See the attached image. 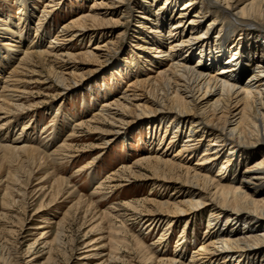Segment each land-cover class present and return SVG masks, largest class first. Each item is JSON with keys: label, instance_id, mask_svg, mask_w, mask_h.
<instances>
[{"label": "bare ground", "instance_id": "6f19581e", "mask_svg": "<svg viewBox=\"0 0 264 264\" xmlns=\"http://www.w3.org/2000/svg\"><path fill=\"white\" fill-rule=\"evenodd\" d=\"M14 1L22 14L19 21L14 22L10 16L5 23L0 20V34L7 37L0 44V59L5 62V68L0 69L3 199L14 195L23 197L30 180L37 178L52 183L54 197L66 196L75 201L73 208L85 215L93 214L94 204L84 202L66 179L57 176L54 167L84 152L105 149L123 132L125 137L127 132H137L145 126L149 138L163 133V141L167 140L165 149L177 148L174 155L169 158L163 152L161 156L141 157L112 174L105 181L108 186L101 184L97 194L109 196L114 190L138 180L152 181L158 187H173L182 195L181 200L170 195L163 201L145 199L116 204L102 215L110 223L140 218L152 222V226L168 222L170 228L178 220L184 219L188 224L190 218L207 211L205 235L208 238L189 254L187 264H264V0H251L243 6L238 0H166V5L158 9L161 30L154 33L159 34L155 38L167 37L169 51L158 49L154 56H148L151 44L145 42L146 38L138 40L134 51H130L135 66L136 62L140 66V62L149 58L146 63L151 66L167 63L163 66L165 69L161 68L153 76L135 78L119 97L99 107L85 122L75 124L64 142L51 153L26 144V131L20 129L21 133L17 134L16 124L14 127L10 124L17 117L24 120L26 115L45 110L54 101L82 91L85 85L95 82L96 74L104 68L114 73H128V65L120 59V53L131 18L130 0H94L86 12L54 32L48 44L43 41L45 46L27 48L21 45V35H30L33 17H37V41L44 40L48 36L45 27L51 9L56 10L57 4L55 0H48L43 10L35 13L34 9L28 11L31 0ZM181 2L182 7L177 9L171 24L165 14ZM206 7L219 10L227 21L220 22V17ZM208 14L211 21L203 28ZM141 19L146 24L153 22L145 15ZM258 21L261 23L257 24ZM218 24V35L213 36ZM133 27L141 26L138 23ZM166 27L168 31L164 34L162 28ZM254 27L259 30L254 31ZM237 29L241 31L238 34ZM144 32L148 37V32ZM196 32L200 36L196 37ZM85 36L90 42L106 40L78 53L66 49ZM194 58L195 64L191 65ZM48 61L52 63L50 67ZM13 63L16 65L11 69ZM105 75L106 72H101L99 78ZM50 114L53 119L57 118L55 112ZM84 137L97 138L98 144L77 149L73 139ZM11 138L24 145L6 144ZM213 169L218 171L215 178L210 175ZM112 226L116 231L121 228V224L119 228ZM184 233L185 230L180 239ZM120 234L110 236L115 253L108 255V264H119L120 246L130 245V240ZM165 238L163 234L156 244L162 245ZM136 246L147 254L149 264L152 261L183 264L181 258H154L149 248ZM18 260L15 263H20ZM0 264H12V260L0 257Z\"/></svg>", "mask_w": 264, "mask_h": 264}, {"label": "rangeland", "instance_id": "374dc122", "mask_svg": "<svg viewBox=\"0 0 264 264\" xmlns=\"http://www.w3.org/2000/svg\"><path fill=\"white\" fill-rule=\"evenodd\" d=\"M46 1L48 0H31L28 11L31 12L34 9L35 13H40L39 11L43 10ZM55 1L57 9H54V11L51 9L52 13L45 27L48 30H46L48 36L43 37L44 40L41 39L42 43H39L41 40L37 41L36 31H38V28L36 27L37 17L35 16L29 26L31 29L30 35L22 37L23 34L21 32V45H24L23 48L39 44L45 46L55 35L54 32L57 33L65 23L74 20V18L86 12L92 5V2H94V0ZM238 1L239 5L243 6L251 0ZM128 3L131 18L126 26V36L122 38V51L120 53V59L124 60V62L126 61L128 65V73L122 71L114 73V71L105 70L110 68H104L100 71V73L106 72L104 78H99L100 73H97V76L95 74L92 75V77L96 76L95 82H92L88 86L85 85L82 91L67 95L64 97L65 99L54 101L45 110H36L37 112L35 111V113L32 112L26 115L24 120H21V117L15 118L10 125L13 124L12 126L14 127L16 124L19 131L17 134H20L21 130L26 131L28 135V138L25 137L26 144H31L41 151H45V153H51L64 142L75 124L85 122L97 112L99 107L119 97L126 86L133 82L135 78L142 77L143 75L153 76L161 68L165 69L163 66L167 63H154L151 66L146 63L149 61V58H145V62H140V66L136 62V66H138L136 67L135 61L131 57V52L134 51L133 48L138 43V40L143 38H146L147 41L145 40V42L151 44L148 56H154L158 49H162L164 52L169 51L167 37H162V39L155 38L156 35L154 33L161 30L160 26H162V22L160 23L159 19L161 12L158 9L160 6L166 5V0H130ZM180 5H182V2L175 7V10L163 11H167L165 17L172 21L171 24L176 19L177 9L182 7ZM18 6L14 0H0V20H3L5 23L6 18L10 16L12 20L14 19V22H18L19 17L22 16ZM51 10L48 9V11ZM206 10H210V13L213 11V13L219 16L220 22H225L228 19L219 10L216 12L217 9L206 7ZM28 11L27 13H29ZM121 14L119 12L118 17H121ZM142 15L148 16L154 23L146 24L141 19ZM192 15L188 17L189 20L192 18ZM209 15H207L203 28L211 21ZM138 23L141 26L140 28L133 27ZM259 23L261 22L258 21L257 24ZM218 26L220 24L213 31V36L218 35L217 31L220 28ZM255 30L259 29L254 27ZM144 31L149 33H147L148 37ZM162 31L166 34L168 27L162 28ZM239 32H241L240 29H237L235 33L238 34ZM194 35L196 37L200 36L197 32ZM6 40L7 37H3L0 34V44L3 45ZM104 40L106 39L101 38L90 42V39L85 36L72 42L66 49L70 52L78 53L82 52V49L87 46H96L103 43ZM195 61L194 58L191 61V65H194ZM0 63V69H4L5 62L2 63L0 59ZM15 65L16 63H13L11 69ZM48 65L50 67L52 63L48 61ZM122 69L124 68L122 67ZM33 91L36 92L34 89ZM51 111L57 114V118L53 119V116L50 114ZM146 128L144 126L138 129L137 132L136 130L127 132L128 134L126 133L125 137L124 135L122 136L123 132L117 136L118 138L113 139L105 149L93 150L89 153L84 152L80 156L62 162L59 164L60 166L56 165L54 167L57 176L66 179L77 194L83 197L84 202L94 204L96 211L92 212L93 214L85 215L84 212L76 210L73 208L75 201L67 199L66 196L54 197L50 181L42 182L40 179L34 178L28 183L23 197L14 195L7 199H3L4 190L0 186V257H9L12 260V264H108V255L110 256L111 252L115 253L109 241L110 236L114 235V233L120 234L123 232L122 235L130 240V245L120 246L121 252L118 254L120 258L119 264H149L147 254L136 245L149 248L154 258L165 257L176 260L181 258V262L187 264L190 257L189 254L197 250L206 242L205 239L208 238L205 235L207 232V218L209 216L207 211L198 214L194 218H190L187 222L188 224H186L184 219L178 220L170 228L168 222L152 226V222L140 218L136 220L126 219L121 223L119 222L120 220L116 222L112 220L113 222L110 223L102 215L105 210L112 206L114 207L116 204L141 202L145 199L163 201L170 198V195L172 199L177 198L181 200L180 192L174 191L173 187H158L152 181L142 182L137 180L128 187L114 190L109 196L107 195L109 198L97 194V189L101 184H105V188L108 186L105 181L112 174L121 170L122 167L141 159V157L161 156L163 152L169 158L174 155L173 152L177 148L174 150L165 149L167 140L166 142L163 141V133H157L152 138H149L146 134ZM13 138L8 139L6 144L10 146L24 145V143L15 142ZM72 144L77 149H82V147L90 144L97 145L98 139L93 137L76 138L73 139ZM91 162L92 165H90ZM217 173V169H213L210 175L215 178ZM147 174L150 173L147 172ZM233 175L234 172L230 173L229 178ZM52 196L55 199L50 203V200L53 199ZM112 224L114 228H119L121 224V228L123 229L119 228L118 231L112 230ZM184 230V238L180 239L179 237ZM163 234L166 237L162 242L163 244H156L158 238ZM122 235L120 234V236ZM138 242L139 244H137ZM177 243H179V246ZM93 253L95 256L93 255L92 257L91 254ZM89 255L93 259L87 260L90 258ZM97 255L99 256L97 257ZM19 257L22 260H18ZM17 260L20 263H15ZM150 264L155 263L152 261Z\"/></svg>", "mask_w": 264, "mask_h": 264}]
</instances>
